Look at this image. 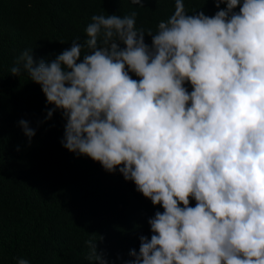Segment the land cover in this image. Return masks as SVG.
<instances>
[{
  "label": "clouds",
  "instance_id": "9594fccd",
  "mask_svg": "<svg viewBox=\"0 0 264 264\" xmlns=\"http://www.w3.org/2000/svg\"><path fill=\"white\" fill-rule=\"evenodd\" d=\"M211 2L209 16L174 0L155 33L136 12L94 14L84 43L51 60L25 49L10 68L40 85L45 120L61 112L64 148L163 209L125 264H264V0Z\"/></svg>",
  "mask_w": 264,
  "mask_h": 264
},
{
  "label": "trees",
  "instance_id": "16d2710c",
  "mask_svg": "<svg viewBox=\"0 0 264 264\" xmlns=\"http://www.w3.org/2000/svg\"><path fill=\"white\" fill-rule=\"evenodd\" d=\"M184 2L188 14L217 11L211 0ZM174 10V0H145L143 7L130 0H0V264L21 257L30 264H100L87 259L90 239L107 264H125L129 251L139 250V236L150 238L147 220L163 209L118 171L64 148L61 112L45 120L52 105L40 85L10 68L25 49L34 60H51L72 40L84 43L94 14L136 12V28L155 33ZM21 119L35 129L30 145Z\"/></svg>",
  "mask_w": 264,
  "mask_h": 264
}]
</instances>
